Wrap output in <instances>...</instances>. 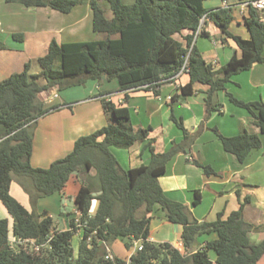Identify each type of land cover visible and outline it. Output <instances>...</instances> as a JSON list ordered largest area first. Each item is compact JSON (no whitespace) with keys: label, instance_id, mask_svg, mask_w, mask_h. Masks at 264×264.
<instances>
[{"label":"trees","instance_id":"trees-1","mask_svg":"<svg viewBox=\"0 0 264 264\" xmlns=\"http://www.w3.org/2000/svg\"><path fill=\"white\" fill-rule=\"evenodd\" d=\"M106 1L112 18L106 16L99 0H6L27 7L49 6L63 13L88 3L93 13V30L100 37L63 43L53 39L39 58L40 74H30L27 62L21 72L0 81V134L8 135L0 143V202L12 218V223L7 217L0 218V264H214L211 252L218 264H259L264 255V239L259 243L250 241L249 233L262 226L244 218L249 198L226 218L224 212H219L214 221L199 222L188 205L171 199L160 185L158 177L165 173L168 161L178 152H188L194 138L174 115L184 139L162 153L155 151L152 139L145 141L143 149L150 152L148 163L124 168L113 148H130L136 141L145 140L151 128L135 131L129 108L102 97L110 120L107 125L80 136L72 151L49 167L31 164L34 126L40 117L57 108H46L42 99V93L50 88L63 90L107 77L116 79L120 90L156 89L160 83L174 79L186 63L190 80L180 87L181 95L196 92V84L208 85V117L222 107L214 103V95L227 89L233 75L251 69L255 63H264V20L254 8H250L246 19L250 38H243L229 30L233 20L230 8L208 10L204 0H135L131 4ZM205 14L241 49V56L234 55L219 68L208 62L193 43ZM184 29L193 33L179 38ZM13 36L24 39L23 33ZM5 48L0 39V49ZM41 76L46 80L44 84L38 82ZM226 94L231 102L248 110L260 129V133L244 131L234 136H225L215 129L224 149L242 163L253 149L263 148L264 152L260 135L264 134V102H246L228 91ZM195 163L203 166L207 174L213 170ZM72 174L81 181L75 196L83 224L79 235L75 218L68 229L59 230L47 211L36 208L41 198L63 194ZM14 180L30 194L31 210L11 194ZM94 199L98 205L92 214ZM200 201L201 194L196 190L193 204ZM157 207L167 220L182 225L183 250L170 242L149 239ZM212 233L215 238L193 251L199 236ZM75 236H79L77 254L73 247ZM119 238L127 241L128 248L135 241L143 248L136 247L129 258L115 255L111 245ZM27 239L38 247H24L21 240Z\"/></svg>","mask_w":264,"mask_h":264},{"label":"crops","instance_id":"crops-1","mask_svg":"<svg viewBox=\"0 0 264 264\" xmlns=\"http://www.w3.org/2000/svg\"><path fill=\"white\" fill-rule=\"evenodd\" d=\"M134 1L123 0L125 4ZM241 1L204 0L203 4L208 10L230 8L233 20L229 30L235 35L250 38L246 24L250 9L243 8L240 5ZM99 3L104 8L106 16L112 18V11L110 16L106 13L111 10L108 2L99 0ZM258 12L264 20V11ZM92 19L93 13L88 3L78 4L71 12L63 13L49 6L27 7L18 2L8 3L6 0H0V39L6 44L5 49H0V68L4 69L0 81L25 68L31 55L30 50L34 46V51L41 57L47 52L53 39L63 43L99 38V35L91 39L83 38L89 31L95 34ZM202 31L196 32L193 43L203 57L216 68L221 67L234 55L241 56V49L235 40L222 33L210 18L205 22ZM14 33H23L24 39H15ZM192 33V30L184 29L178 37L183 38ZM115 80H109L107 77L88 80L84 85L73 86L72 89L63 91L61 95L65 104L75 101V106L61 107L60 111L56 110L38 119L33 135L31 164L35 167H49L53 161L71 152L80 136L107 125L109 116L103 108L102 97L129 108L135 131L139 128H151L145 140L136 141L130 148L125 149V153L113 151L122 155L120 160L115 154L124 168L148 163L150 152L143 149L145 141L152 139L155 151L162 153L174 142L184 139L183 130L172 118L174 115L183 122L194 138L188 152H178L168 161L165 173L158 177L165 193L171 199L188 205L194 218L199 222L214 221L219 212H224L226 218L232 211L238 209L240 203L247 197L249 201L244 208L245 220L256 226H262L261 229L256 228L249 233L250 241L252 243L262 241L264 239L263 148L253 149L241 163L234 154L224 149L215 129L225 136H234L244 131L260 132L248 110L233 105L228 100L226 91L246 102H264V63H255L251 69L233 75L226 85L227 89L217 91L214 95V102L222 104V107L208 117L205 102L208 85L196 84V92L187 96L181 95L180 87L190 80L186 72L150 90L143 88L120 90L119 83ZM72 94L76 96L70 98ZM195 161L210 166L212 172L207 174L204 167L196 164ZM80 187L79 176L72 174L64 193L41 198L37 203V210L47 211L53 218L56 229H68L70 221L80 214L75 202ZM196 190L201 194V201L193 204ZM10 192L31 210L28 193L16 181L11 183ZM97 205L98 201L94 199L92 214L95 213ZM0 213L1 217L12 220L1 202ZM153 215L149 239L154 242H170L183 250L182 225L167 220L158 207ZM215 237V233L199 236L193 251ZM115 243L111 245L112 252L123 257L115 248ZM132 247L135 250V242ZM212 259L215 264V255ZM259 264H264V255Z\"/></svg>","mask_w":264,"mask_h":264},{"label":"rangeland","instance_id":"rangeland-1","mask_svg":"<svg viewBox=\"0 0 264 264\" xmlns=\"http://www.w3.org/2000/svg\"><path fill=\"white\" fill-rule=\"evenodd\" d=\"M107 14H108V16H110V14L112 13L111 12V10H108L107 12H106ZM206 22V21H205ZM205 24V23H204ZM203 27H204V25H203ZM203 27H202V29H203ZM91 31H89V32H87V34L83 37V38H85V39H91V38H96L97 37V34L95 33H90ZM35 47V46H34ZM34 47L33 48H31V50H30V53H31V55H30V57H28V61L27 62H30V69H29V73L30 74H40L41 73V70H42V68H41V65H40V63H39V55L34 51ZM4 72V69H2V67L0 68V75L2 74ZM19 72H21V71H19ZM14 73H18V72H14ZM115 81H117V80H115ZM38 82L40 83V84H44L45 82H46V80H45V78L44 77H39V79H38ZM69 88L70 89H72V87H68V88H65V89H63V90H58L57 89V87H55V88H52V90H47V91H45V92H43L42 93V99L44 100V102H45V107L46 108H51V107H53V106H55V107H57V108H55V109H53V110H50L47 114H49V113H52V112H56V110H59L61 107H68V106H71V107H73V106H75V101H73V102H71V103H67V104H65V101H64V97H63V95H61V93L63 92V91H65V90H69ZM54 91V92H53ZM56 94V95H55ZM74 96H76V94H72L71 95V97L70 98H72V97H74ZM70 100H73V99H70ZM228 100H229V97H228ZM230 101V100H229ZM228 101V102H229ZM231 102V101H230ZM215 103V102H214ZM233 105H235V106H237L236 104H234L233 102H231ZM237 107H239V106H237ZM71 109V108H70ZM60 111V110H59ZM249 115L251 116V118H252V115L249 113ZM109 122H110V120H109ZM108 122V123H109ZM179 127V126H178ZM34 128H36V125L34 126ZM180 128V127H179ZM200 130V129H199ZM198 130V131H199ZM258 133H260V132H258ZM261 135V139H262V141H263V143H264V134H260ZM259 149V148H258ZM113 151H116V152H122V153H125V149H123V148H113ZM115 154H117V153H115ZM66 156V155H65ZM117 156H118V158L120 159L121 158V154L119 153V154H117ZM62 158V157H61ZM121 160V159H120ZM124 161V160H123ZM94 172V170L92 171V173ZM14 181H16L23 189H24V187L17 181V180H14ZM25 190V189H24ZM25 192H27L28 193V191L27 190H25ZM96 194V193H95ZM28 195H29V197H30V194L28 193ZM71 197V196H70ZM30 203H31V199H30ZM93 203V202H92ZM31 209L33 208V206H32V204H31V207H30ZM37 208V207H36ZM2 215H1V213H0V217H1ZM10 222L12 223V220H10ZM77 237H79V236H77ZM77 237H75L74 238V240H73V247H74V249H75V254H77V251H78V238ZM12 241H14L13 239H12ZM114 242H116L115 243V248L117 249V251H118V253H120L123 257H125V258H129L130 256H131V254L133 253V251H134V249H133V247L131 246L130 248H128L127 246H126V242L127 241H125L124 239H117V240H115ZM113 242V243H114ZM22 245H24V247H26V248H29V249H32V247H33V243L32 242H23V243H21ZM14 246V245H13ZM211 257L212 258H214V253L213 252H211ZM215 264H218L216 261H215Z\"/></svg>","mask_w":264,"mask_h":264},{"label":"built area","instance_id":"built-area-1","mask_svg":"<svg viewBox=\"0 0 264 264\" xmlns=\"http://www.w3.org/2000/svg\"><path fill=\"white\" fill-rule=\"evenodd\" d=\"M240 5H241L243 8H246V9L254 8V9L258 10V11H264V0H242L241 3H240ZM208 18H209V17H208L207 14H205V15L201 18V23H200V26H199V28H198L197 33H200V32L202 31V27H203L205 21L208 20ZM186 62H187V61H186ZM185 68H186V63H185V65L183 66L182 70L176 75L175 78L179 77L182 73H184L185 70H186ZM7 137H8V135H5V136H4V135L0 134V143H1L5 138H7ZM75 220H76V223H77V225H78L77 233H78V235H79V234L82 233L83 224L80 223L79 216H77V217L75 218ZM12 239H13L14 241L16 240L14 237H12ZM14 241H12V242H14ZM21 242H22V243H23V242H32L34 246L38 247L37 245L34 244L33 241L28 240V239H27V240H21ZM135 246H136L138 249H142V248H143V245L140 244V242H138V241H135ZM108 256H109V257H112V254H109Z\"/></svg>","mask_w":264,"mask_h":264},{"label":"water","instance_id":"water-1","mask_svg":"<svg viewBox=\"0 0 264 264\" xmlns=\"http://www.w3.org/2000/svg\"><path fill=\"white\" fill-rule=\"evenodd\" d=\"M49 90V89H48ZM50 90H52V88H50Z\"/></svg>","mask_w":264,"mask_h":264}]
</instances>
